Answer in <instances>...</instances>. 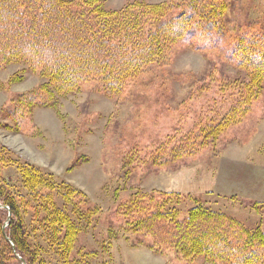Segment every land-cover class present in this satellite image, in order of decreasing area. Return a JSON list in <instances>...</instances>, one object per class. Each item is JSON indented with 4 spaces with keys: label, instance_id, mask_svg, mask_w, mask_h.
Here are the masks:
<instances>
[{
    "label": "trees",
    "instance_id": "obj_1",
    "mask_svg": "<svg viewBox=\"0 0 264 264\" xmlns=\"http://www.w3.org/2000/svg\"><path fill=\"white\" fill-rule=\"evenodd\" d=\"M242 2L133 0L108 8L105 0H0V70L24 63L41 78L17 93L10 87L23 80L24 70L1 82L11 96L0 117L13 122L3 126L28 134L36 108H50L62 117L57 113L61 100L91 84L119 106L128 105L131 113L129 122L115 120L104 130L100 160L106 173L122 162L128 176L141 164L164 165L207 146L214 147L211 157L218 155L220 137L264 91V23L242 13ZM213 34L241 73L218 81L222 107L210 114L199 109L190 113L189 103L186 112H177L181 104L172 108L149 86L167 69L177 45ZM167 72L171 79L181 78L172 69ZM195 84L196 76L189 85ZM148 112L172 121L190 113L192 123L181 132L172 123V132L159 139L147 134L154 130L146 120ZM256 131L254 126L245 133L243 144ZM11 168L18 180L8 172ZM187 199L194 204L179 219V207ZM187 199L173 190L138 188L116 205L114 215L120 229L141 234L153 254L173 252L182 264H264V230ZM98 211L81 189L0 142V264H47L52 254L60 264L70 263L81 222L91 221ZM113 237L107 240L112 246Z\"/></svg>",
    "mask_w": 264,
    "mask_h": 264
},
{
    "label": "rangeland",
    "instance_id": "obj_2",
    "mask_svg": "<svg viewBox=\"0 0 264 264\" xmlns=\"http://www.w3.org/2000/svg\"><path fill=\"white\" fill-rule=\"evenodd\" d=\"M129 1L133 0H105V5L116 8ZM228 1L233 3V0ZM240 9L264 23V0H243ZM170 55L167 69L159 71V78L149 86L154 95L165 98L172 108L181 104L177 112H186L189 103L190 113L201 110L206 114L224 105L218 81L233 80L241 72L233 67L215 34L203 40L180 43ZM169 69L181 74V78L171 79ZM21 70H24V78L10 87L13 93L27 90L41 79L24 63L10 64L0 70V84ZM195 76L196 84L190 86ZM10 96L0 87V109ZM57 113L62 117L50 108H36L28 134L6 129L3 125L13 122L0 117V142L22 158L49 169L81 189L89 196L90 206L99 207L91 221L81 222L82 230L67 264H85L87 260L89 264H182L181 260L173 258V252L155 255L141 234L120 229L115 217L116 205L138 188L177 191L184 199L195 198L248 227L258 225L264 230V91L246 116L220 137L215 147L218 155L211 157L214 147L207 146L181 159L167 160L164 165L141 164L130 170L128 176L123 174L122 162L113 172L106 173L100 160L104 130L114 125L115 120L121 124L129 122L128 105L119 106L114 99L92 90L91 84H84L80 91L61 100ZM190 113L172 121L171 117L158 113L152 116L148 112L146 120L154 130H148L147 134L162 139L172 132V123L177 124L181 132L192 123ZM254 126L256 133L243 144V135ZM36 130L39 133L32 135ZM116 139L120 138L116 136ZM8 172L18 180L14 169ZM254 202H259L257 207H251ZM193 204L190 199L182 202L179 219L187 215L186 209ZM109 236H114L110 238L113 246L107 241ZM46 259L47 264H60L55 254Z\"/></svg>",
    "mask_w": 264,
    "mask_h": 264
},
{
    "label": "water",
    "instance_id": "obj_3",
    "mask_svg": "<svg viewBox=\"0 0 264 264\" xmlns=\"http://www.w3.org/2000/svg\"><path fill=\"white\" fill-rule=\"evenodd\" d=\"M11 244H12V243H11ZM12 247H14L13 244H12Z\"/></svg>",
    "mask_w": 264,
    "mask_h": 264
}]
</instances>
